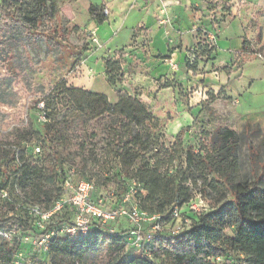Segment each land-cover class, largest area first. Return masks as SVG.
<instances>
[{"label": "trees", "instance_id": "trees-1", "mask_svg": "<svg viewBox=\"0 0 264 264\" xmlns=\"http://www.w3.org/2000/svg\"><path fill=\"white\" fill-rule=\"evenodd\" d=\"M35 3L37 6L29 9L19 0H0V63L13 79L19 78V72L6 40L11 37L12 26L37 34L46 14V0ZM94 9L96 6H90L89 16L102 24L106 17L94 15ZM193 50L197 62L185 64L192 72L200 55V50ZM120 68L117 60L106 57L104 74L112 88L122 84ZM53 91V100L42 103L49 113L40 132L27 122L0 136V175L5 176L0 191L18 192L21 206L30 204L47 211L59 199L62 181L73 170L76 180L93 182L97 190L113 186L117 199L126 190V183L135 181L142 192L138 195L141 209L163 215L166 221L174 207L181 209L191 201L195 189L209 207L198 212L190 209V215L185 216L190 225L182 235L161 237L145 247L146 255L132 258L123 252V231L106 237L92 227L87 235L75 239L59 235L61 228L72 224V214L64 210L41 232H54V236L33 264H213L212 259L227 261L235 255L245 264H264V164L259 161L258 150L248 142L260 132L257 125L245 124L241 133L225 127L202 131L196 149L182 147L180 131L172 146L164 147L156 144L148 129L158 125V120L138 97L121 87L114 105L104 94L64 83ZM33 141L55 167L46 168L32 159L27 147ZM243 146L248 151L250 174L242 169ZM67 150L80 167L61 165L69 156ZM181 156L183 166L171 172ZM8 204L11 211L19 210L13 201ZM14 219L0 221V232H9ZM14 222L22 227L20 221ZM228 229H232V236L227 235ZM20 242L18 237L7 240L0 236V264H13Z\"/></svg>", "mask_w": 264, "mask_h": 264}, {"label": "rangeland", "instance_id": "rangeland-1", "mask_svg": "<svg viewBox=\"0 0 264 264\" xmlns=\"http://www.w3.org/2000/svg\"><path fill=\"white\" fill-rule=\"evenodd\" d=\"M19 1L29 9L37 6L35 0ZM201 1L205 4L204 11L206 16H204L203 21H206L204 22L206 25L205 28H202L203 25H201V30H196V33L201 32V34H198L199 43L193 45L192 48L200 50L199 61L203 62L215 50V44L207 38L206 27L209 24H217L221 21V18L229 16L230 9L236 6L238 1ZM89 4H100V1L46 0V14L40 22L37 34H31L17 26H12L14 28L11 30V37L6 40V46L14 53L19 78H11L6 73L3 64L0 63V136L27 122H31L33 129L40 132L44 122L40 117L42 114L48 115L49 113L45 108L43 109L42 103L53 100L52 98L55 97L53 89L59 83H64L67 87H80L83 85L85 90L104 94L110 102H114L118 90H120V87L122 89V84L116 83L113 88L106 84L103 77V73H105L104 63L106 56H108L109 59L114 58V60H117L121 67V63L123 64L121 61L123 53L125 49H128L126 45L129 41V32L127 29H123L110 40L109 38L115 28L112 29L111 26L103 24L98 25L96 26L99 29L97 36L106 40L107 43H103L108 44V46L99 40L100 48L93 45L89 35L90 32H93L89 17L91 20L96 21V19L94 16L88 15V10L92 6H89ZM137 4V0H132V7H137ZM104 9L107 8L99 5L93 10V13L96 16L103 15ZM252 19L250 20L252 25L250 30L254 32L253 39H245L243 41V49L239 54L238 61L235 63L236 69H240L243 73L242 83L248 79L254 80L251 89L240 93L241 97L239 99H241V102L236 107L239 118L242 115L245 117L239 120L232 113L233 109H227V105L222 103L223 100L219 98V94L217 97L220 100L219 103H214V97L213 100H210L211 95H209L208 101L210 103L207 102L206 109H204L207 118L203 122H198L192 128H183L181 130V141L184 149L188 147L196 149L198 138L202 131L210 132L216 128L225 127L236 133H241L245 124L257 125L260 132L254 134L248 142L258 150L259 161L264 164V29L261 28L259 34L258 29H254L256 20ZM138 31L140 32L141 30ZM114 48L123 49L114 51ZM209 49L212 51L209 52ZM120 69L123 72V69ZM118 82L120 81L118 80ZM261 114L263 115L261 116L262 118L258 119L259 123L255 122L256 116ZM169 124L168 131L162 122L155 127L148 126L150 135H152L157 145L171 147L174 143L175 136L171 135V130L173 131L175 127L173 123ZM199 124L201 125L199 126ZM139 134L140 131L137 130L136 135ZM27 148L29 155L36 163L46 168L55 167L52 161L45 159V152L42 151L37 142H31ZM36 148H39L40 151L36 152ZM65 153L66 155L69 154V156H66V160H63L61 165L63 167H77L76 165L79 162H73L71 151L67 150ZM62 156L64 157V154ZM241 160L243 172L250 174L248 151L245 146L242 148ZM181 166H183L182 156L179 160H175L171 172L177 171ZM256 171L259 172L260 170L256 169ZM4 182L5 176L0 175V185ZM21 198L20 193L12 192L11 194L8 193L7 199L0 200V221L10 217L15 218L10 222L11 229L8 233L11 237H18V241H21V244L13 264H33V260L37 259L35 257H40L43 252L38 244L41 232L58 216L55 215L50 222L49 220L30 215L26 207L21 206L23 205ZM11 201L15 205L18 204L19 210L11 211L12 206L8 204ZM191 205L196 208L199 207V211L209 207L208 202L199 196L197 189L194 190L191 201L187 205H183L179 211L183 218L190 215ZM24 212H27V216ZM14 221H20L22 227H19L18 223ZM120 225V229L125 226L124 224ZM226 233L232 236V229L226 230ZM160 234L168 238L167 228H164ZM123 252L127 258L140 256L139 252L131 248L128 242ZM101 256L105 257L106 255L103 254ZM211 261L213 264H245L243 258L238 255L227 261L223 258H216Z\"/></svg>", "mask_w": 264, "mask_h": 264}, {"label": "crops", "instance_id": "crops-1", "mask_svg": "<svg viewBox=\"0 0 264 264\" xmlns=\"http://www.w3.org/2000/svg\"><path fill=\"white\" fill-rule=\"evenodd\" d=\"M99 1L100 4L89 6L101 5L109 10V16L102 23L115 28L109 39L123 29L129 32L127 53L124 52L121 59L122 82L128 86L131 95L149 108L158 123L166 126L167 131L169 123L174 124L172 136L207 118L204 109L207 102L210 103L209 95L210 100L214 97V103H219V94L222 103L227 109H233L232 113L239 120L245 117L239 118L236 107L241 102L240 93L251 89L254 80L242 83L243 73L236 69L235 63L243 49V41L253 39L252 17L256 20L254 29H258L259 34L260 29H264V0H237L238 4L230 9L229 16L206 27L207 38L209 35L215 38V50L207 60L198 61L194 72L186 68L184 61L186 54L193 50L192 46L199 43L201 32L196 33V30L206 25L203 21L205 4L201 0H163L166 16L160 14L162 0H137V7L131 6L132 0ZM164 17L169 21L162 26L158 20ZM89 20L97 39L107 43L97 36L99 29L96 26L101 24L90 17ZM122 49L114 48V51ZM103 77L106 82L104 73ZM76 88L85 90L83 85ZM117 100V94L114 102L108 99L111 105ZM262 115H257L255 122L259 123Z\"/></svg>", "mask_w": 264, "mask_h": 264}, {"label": "built area", "instance_id": "built-area-1", "mask_svg": "<svg viewBox=\"0 0 264 264\" xmlns=\"http://www.w3.org/2000/svg\"><path fill=\"white\" fill-rule=\"evenodd\" d=\"M162 4L160 14L166 16L163 0ZM103 16H109L108 9L103 10ZM168 21L167 17L158 20L162 26L166 25ZM89 35L92 44L100 48L101 44L94 31L90 32ZM208 39L215 44L213 35H209ZM197 59V53L192 50L186 54L184 64L187 63L192 66L197 62ZM127 87V85H122V89L131 95ZM40 118L45 121L44 114ZM39 151L40 149L36 148V152ZM139 193H142L140 185L135 181H129L126 183V190L121 192L117 199L115 198V188L113 186L97 190L93 182L76 180L75 173L71 170L68 177L62 181L59 199L53 203L49 210L43 211L41 208L30 204L26 206V209L30 215L50 222L55 215H61L64 210L69 211L72 214V224L61 228L58 234L69 235L73 239L87 235L92 227L98 229L106 237L123 231L126 234V243H130L131 248L136 249L140 256H144L146 255L145 247L163 237L160 233L164 228H167L168 237L177 238L185 232L187 226L190 225V221L181 216L180 209L177 207H174L169 213L168 221L164 220L163 215L150 214L141 209L140 200L138 199ZM7 198L8 193L0 191V199L5 200ZM198 208L191 205L190 209L197 212L199 211ZM120 224L125 226L120 229ZM0 236L7 240L11 238L8 232H0ZM52 236H54V232L41 234L38 244L43 252L47 250L48 241Z\"/></svg>", "mask_w": 264, "mask_h": 264}]
</instances>
